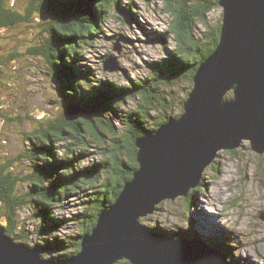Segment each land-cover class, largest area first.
I'll return each mask as SVG.
<instances>
[{"label":"trees","instance_id":"1","mask_svg":"<svg viewBox=\"0 0 264 264\" xmlns=\"http://www.w3.org/2000/svg\"><path fill=\"white\" fill-rule=\"evenodd\" d=\"M1 1L0 27L22 19L3 9ZM40 1L37 9L50 18L49 39L31 52L46 59L56 76L62 108L82 109L88 117L68 122L61 114L57 122L37 130L36 140L29 138L31 145L27 147L33 158L26 156L27 160L36 161L33 172L27 177L32 185L24 195L16 196L14 179L4 175L0 168V204L4 206L3 216L8 222L10 237L18 228L17 214L27 208L40 221L37 233L43 236V243L35 245L49 249L51 258L63 261L78 253L81 238L91 232L100 212L114 203L124 184L131 180L138 168L136 140L179 116L165 112L160 120L155 119L153 115L160 112L159 107L165 110L168 106L166 92L159 87H173L182 78L192 85L199 64L218 44L221 24L211 29L207 22L208 14L217 7V0H196L190 7L187 6L190 0H164L165 11L172 18L169 35L176 46L174 53L167 64H153L150 76L120 86L116 81H95L94 72L81 63V58L86 48L104 35L110 9L133 14L131 0L124 5L121 0ZM197 24L209 29L203 35L207 40L203 47L195 35ZM9 56V59L14 57ZM127 102L133 106H128ZM203 182L195 190L202 191ZM187 197L185 201L189 202ZM69 198L81 204V211L67 220L54 218V209L62 208L64 200ZM69 225L74 231H61ZM152 228L176 238L187 233ZM20 237L17 240H21ZM189 238L204 240L196 232ZM202 242L220 252L226 245L207 237Z\"/></svg>","mask_w":264,"mask_h":264},{"label":"rangeland","instance_id":"2","mask_svg":"<svg viewBox=\"0 0 264 264\" xmlns=\"http://www.w3.org/2000/svg\"><path fill=\"white\" fill-rule=\"evenodd\" d=\"M126 1L121 0L123 5ZM1 2L3 9L22 17L15 24L0 27V168L4 175L12 176L14 193L21 196L32 185L27 177L36 163L34 159L26 158L27 155L33 158L27 150L31 145L29 138L35 141L37 130L57 122L63 105L56 90V76L47 60L31 52L49 39L50 18L37 9L41 1ZM131 2L133 14L125 12L128 23L121 20L116 9H110L104 35L83 52L81 63L94 72L95 81L128 85L129 81L150 76L153 64H167L174 53L176 46L169 35L172 18L165 11V1ZM196 2L190 0L187 6ZM221 18L222 9L217 6L207 16L208 26L215 29L221 24ZM196 27L195 35L203 47L207 42L203 35L209 29L202 24ZM9 55L14 57L9 59ZM110 58L115 59L119 71L104 70ZM191 88L184 78L173 87L160 86L159 90L166 92L168 106L165 110L159 107L160 112L153 115L155 119L160 120L165 112L180 115L182 101ZM127 104L133 106L130 102ZM37 163L41 164L40 161ZM202 180V191L191 189L187 197L189 202L182 197L166 200L140 223L150 229L157 226L169 232H187L183 235L187 239L196 232L204 240L207 237L216 243L224 242L226 245L221 253L226 255L227 264H264V220L261 219L264 216V154L253 152L247 141L233 151H219L216 159L204 169ZM61 206L54 209V218L67 220L82 209L74 198L64 200ZM3 212L4 206L0 204V220L5 218ZM17 216L18 228L11 238L31 247L42 244L43 236L37 233L38 218L27 208L21 209ZM61 231L68 233L74 228L69 225ZM19 235L21 240H17ZM43 258L51 256L47 254ZM116 264L126 263L119 261Z\"/></svg>","mask_w":264,"mask_h":264},{"label":"water","instance_id":"3","mask_svg":"<svg viewBox=\"0 0 264 264\" xmlns=\"http://www.w3.org/2000/svg\"><path fill=\"white\" fill-rule=\"evenodd\" d=\"M217 6L219 41L199 64L182 113L136 140L138 168L81 238L78 253L63 261L44 259L50 250L15 242L4 218L0 264H227L225 254L200 240L140 223L162 202L186 198L219 151L247 141L253 152L264 154V0H217ZM118 14L128 23L125 12ZM104 70L119 71L114 58ZM62 115L68 122L88 117L73 106H65Z\"/></svg>","mask_w":264,"mask_h":264},{"label":"bare ground","instance_id":"4","mask_svg":"<svg viewBox=\"0 0 264 264\" xmlns=\"http://www.w3.org/2000/svg\"><path fill=\"white\" fill-rule=\"evenodd\" d=\"M197 222V221H196Z\"/></svg>","mask_w":264,"mask_h":264}]
</instances>
